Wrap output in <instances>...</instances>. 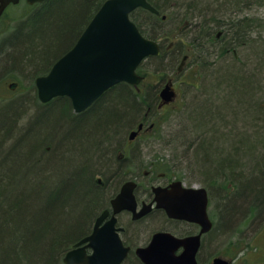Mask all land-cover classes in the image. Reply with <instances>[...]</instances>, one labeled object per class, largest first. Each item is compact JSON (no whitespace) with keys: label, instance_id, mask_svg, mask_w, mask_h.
Here are the masks:
<instances>
[{"label":"trees","instance_id":"16d2710c","mask_svg":"<svg viewBox=\"0 0 264 264\" xmlns=\"http://www.w3.org/2000/svg\"><path fill=\"white\" fill-rule=\"evenodd\" d=\"M105 1L27 3L29 14L9 34L14 40L8 43L9 55L3 61L32 69V99H36V79L75 45ZM149 1L161 13L162 2L165 7L176 3L191 21H202L194 31L195 44L202 41L198 38L204 27L214 25L225 28L220 57L230 54L228 49L244 53L231 70L212 75L208 84L213 88L196 98L187 121L179 123L176 131L196 133L185 142L190 151L187 156H193L202 178L224 181L225 189L227 181L234 183L237 193L228 190L224 222L239 216L245 220L262 217L264 35L260 31L264 16L247 10L264 7V0ZM131 17L147 38L155 39L157 31L163 32V18L148 10L138 9ZM201 56L197 63L206 60ZM157 59L164 60L163 56L151 58ZM4 68L0 62V70ZM130 88L118 85L81 113L72 112L68 97H57L35 107L32 120L24 126L20 120L28 114L24 107L33 105L32 99L27 95L21 103H9L11 111L0 119V264H64L66 253L90 234L95 213L106 197L96 183L97 174L101 172L106 179L117 174L121 165L114 159L115 148L142 114ZM252 90L254 97L249 95ZM198 172L194 169V174ZM74 206L83 208L78 218L73 215Z\"/></svg>","mask_w":264,"mask_h":264},{"label":"flooded vegetation","instance_id":"af4514ba","mask_svg":"<svg viewBox=\"0 0 264 264\" xmlns=\"http://www.w3.org/2000/svg\"><path fill=\"white\" fill-rule=\"evenodd\" d=\"M138 9L147 10L139 7L135 11H138ZM6 10L0 17V23L2 22ZM153 14L162 17L164 21L167 20L168 17L167 15H162L160 10L159 13ZM202 23V21L198 20L192 23L191 21L189 22L186 20L184 27L187 32H191L187 26L189 28L192 27V31H194L198 29ZM224 32V29H218V27L214 25H211L210 27L205 26L202 30V33L204 34L198 38L204 40L201 42L197 41L196 44L193 43V46L185 42L183 38H180L178 41H169L170 36H164L163 32L157 31V36L152 40L159 44L160 54L151 55L140 64L137 73L143 77L142 81L139 84L122 82L130 85L133 93L134 91L138 93L139 105H141L142 108L147 107L148 110L145 113L143 120L141 119L142 114L141 118L138 119V127L136 129H131L129 135L126 138H123L120 145L115 148L114 156L117 151V157H114V159L121 165L117 174H115L118 178L114 179L113 177H110L109 179H106V175L101 172L97 174L96 183L106 197L104 204L98 208L95 213V221L90 232H93L98 218L105 213L106 217L104 218L102 225L115 217L116 227L119 228V234L124 245L130 247L128 256L122 264L135 262L138 264H146L138 255L137 250L149 246L154 235L159 232L171 233L178 238L199 236L200 245L196 254L198 264H215L216 258L224 260V264L238 263L240 254L237 256L235 255L240 251V245L233 243L232 245L228 244L227 248L225 245L221 246L224 243L220 241L219 236L222 232H219V230L221 227L223 228L221 225V219H223V205L227 196L225 194L228 193V190L229 192H235L234 183L232 181H227V188L225 189L224 181H209L206 179L202 182H198L188 174V168L183 166L185 163L183 160L185 159V155L187 156L190 153L187 149L188 147H186L188 142H185V140L187 137H189L188 139H191L192 135L196 136V133L193 134L194 132H191V130L190 132L185 133L182 131H172L169 134L170 137L166 138V141H164L165 138L163 136H158L156 134L157 123L154 120L148 125L146 124V121L149 120L150 108L155 107L157 110H163L176 107L177 105L184 106V99L181 98L182 93L178 89V86L190 83L187 82V80L182 79L183 71L187 70L189 67L194 71L195 66L200 65L199 62L190 65L191 61L194 59L195 53L196 59L202 58V54L206 57L213 52H216V54L219 55V51H221L220 49L224 47L223 42H221L223 40L222 37ZM196 38L197 37H194L191 41L194 42ZM201 49L204 51L202 54L198 52L201 51ZM227 51L228 53H231V49H228ZM233 53L237 55L238 52L237 50H234ZM159 56H163V58L168 57L171 60L175 59L178 65H176V63H171V65L176 70L174 72H171L170 70L151 71L144 67L147 60ZM167 72H171V74H164L161 77V80L152 81L149 79L150 74H162ZM176 72L178 76L174 75ZM14 83L17 84V82L11 84ZM122 83L110 88L106 93L115 89ZM18 85L12 89L17 90ZM34 91L36 92V99L39 104L43 105L48 103L40 100L36 84ZM195 103L197 102H194V104ZM140 124H143L142 128H140ZM134 131L137 134L132 137L131 135ZM152 144V147H147ZM164 144H168L167 150L171 146V154H169L168 157L166 154L163 155V152L161 153V151L166 150ZM173 145L174 148L172 147ZM181 156H183V159ZM129 182L133 186L135 211L123 208L119 212H115L113 200L121 193L122 188ZM202 188H205L207 191L208 214L213 223L212 229L207 232H203V226L198 221L171 216L168 211V208L173 209L174 213L178 214L183 207L192 206L193 200H201L202 193L200 192L194 193L195 195H192L190 198H188L185 193L186 190L189 189L199 190ZM216 199H218V201H216ZM138 214L141 215L137 216ZM218 216H220L219 221L216 220V217ZM216 234H218L216 238L211 239ZM230 247H232V250H225ZM183 250L184 248L181 247L176 253L180 254ZM226 254H228V256H226ZM246 261H249V259H245L243 263L245 264ZM256 262H258V264H264V260L262 259H256Z\"/></svg>","mask_w":264,"mask_h":264},{"label":"water","instance_id":"95a60500","mask_svg":"<svg viewBox=\"0 0 264 264\" xmlns=\"http://www.w3.org/2000/svg\"><path fill=\"white\" fill-rule=\"evenodd\" d=\"M21 0H0V17L10 4ZM29 4L45 0H26ZM142 7L153 13L159 10L148 0H106L81 34L76 44L62 55L50 71L36 79L42 102L57 97H68L78 113L91 107L106 91L121 82L139 84L143 77L137 73L140 64L151 55H159V44L144 36L131 13ZM16 83L11 84L15 88ZM143 124H140V128ZM137 133L132 132V137ZM202 193V199L193 200L192 206L183 207L171 216L198 221L203 232L210 231L213 223L208 214V195L205 188L186 190L188 198ZM115 212L123 208L135 211L133 186L129 182L113 200ZM138 214L137 216H140ZM106 213L98 218L93 232L77 241L64 256V264H122L129 247L119 234L116 218L102 225ZM199 236L178 238L171 233H156L149 244L137 250L146 264H198L196 254ZM184 250L177 254V250ZM215 264H224L216 258Z\"/></svg>","mask_w":264,"mask_h":264},{"label":"rangeland","instance_id":"374dc122","mask_svg":"<svg viewBox=\"0 0 264 264\" xmlns=\"http://www.w3.org/2000/svg\"><path fill=\"white\" fill-rule=\"evenodd\" d=\"M162 5H164L162 15L168 16L167 20H165V22H162L160 24L162 25L160 26V28L163 30L164 36H170L169 41H178L180 38H183L185 42L194 46L193 44L194 42L191 40L195 37L194 36L195 30L192 31L193 28L192 27L189 28L187 26V28L190 29L191 31V32H187V30H185V27H184L186 19L189 20V22L192 20L191 17H189L190 15L184 12V10H181L180 6L176 3H172L170 6L165 7L166 2H162ZM249 9L247 10V12L251 14L264 16V7L259 8V9L256 7L250 10ZM28 10L29 9L27 7V2L25 0H22L19 4L10 5L5 12L2 22L0 23V52L3 51L5 54L2 57H0V62L5 67L4 69L0 70V119L3 116H6L7 113L11 111L12 106L9 103L11 102L21 103L24 100H26L27 95L30 97L29 99H32L31 98L32 95L29 93L31 90L30 85L33 84V81L35 80L33 79L34 77H32V69L30 68L28 69L24 67L19 68V66H15L18 63L17 64L13 63L10 60L3 61V59L7 55L6 53H8V48H7L8 43L14 40V39L13 40L10 39L13 35L12 34L9 35V34L14 29L18 28V24L22 18L23 19L27 18L29 14V13L27 14ZM140 16L142 17L141 14ZM192 22L193 21H191V23ZM3 38L4 40H2ZM62 48H63V44L57 49L58 52L61 51ZM251 52H253V49H251ZM238 53L237 55H235L233 54V52H231L226 57H222V56L220 57L219 55L216 54V52H213L212 54L207 55L205 57L206 60L203 59L202 61H200L199 66H195V68L199 67L201 70H203L199 72V74L198 73L195 74L193 70L184 71L182 79L187 80V82L190 83V84L185 83L184 85L178 86V89L182 93L181 98L184 99L183 101L185 103L184 106L177 105L176 107L166 108L163 110H157L155 107L150 108L149 120L146 121V124L148 125L152 120H154L157 123L156 124L157 125L156 134L158 136H163L165 138L164 141H166V138L170 137L169 134L172 131L177 130L176 127L179 123L181 124L184 123L185 122L184 119H186L187 121V116L190 112V109L193 107L194 102L197 100L196 98L199 96L203 98L202 93L211 87V85H209L208 83L210 79L213 78L214 74L216 76L218 74L225 73L226 70H231L234 64H236V60L239 59V57L242 54H244L243 52H241V49H239ZM163 59L164 60H161V59L147 60L145 62L144 67L147 70H151V71L170 70L171 72H174L176 69L171 65V63L173 64V61L169 59L168 57L163 58ZM197 61L198 59H196V53H195L194 59L191 61L190 65H192L193 63H197ZM171 72L162 73V74L153 73V74H150L149 79L152 81H158L159 79L161 80V77L164 74L170 75ZM174 75L178 76L177 72L176 74L174 73ZM204 75L207 77L202 80ZM13 82H17L19 84L17 90H13L12 88L9 87V85ZM134 94L136 95L137 99H139L138 93L134 91ZM32 102H33V105L31 106L29 104L28 106L27 104H25L26 107L24 108L27 109L26 111H28V114H26V116L20 120V125L24 126L25 124H28V122L32 120V116L35 113L34 108L37 106L38 107L41 106L35 98L32 99ZM24 108L21 111H23ZM72 110H73L72 112H74L73 107H72ZM147 110H148L147 107H143L142 108V118L141 116L139 118L143 120V117L145 113L147 112ZM186 110H187V113H186ZM106 112L109 115L111 114L110 110H106ZM94 123L95 121L92 120L91 121L92 127L94 126ZM138 123L139 121L137 120V121H134L133 124L128 126L127 130L124 133L123 138H126L129 135L131 129H136L138 127ZM152 146L153 144L147 147H152ZM164 147L166 148V150L161 151V153L163 152L162 154L163 155L166 154L168 157L169 154H171L170 153L171 146L168 150H167L168 144H164ZM172 147L174 148V145ZM114 157H117V151ZM181 158L183 159V156H181ZM184 158L186 161L183 166H186L188 168V174L192 178H195L194 180L198 182H202L206 180L205 178H202L201 174L198 172L199 169L197 168L198 166L196 165L194 161L195 159L193 158V156L191 155L190 159L188 158V156H185ZM193 161L195 165L192 164ZM194 169H196V171L198 172L197 174H194ZM113 178L117 179L118 177L113 176ZM236 193L237 192H233V194L235 195ZM227 194L228 193H226V195ZM216 201H218V199H216ZM225 203L226 201L224 202L223 207L226 205ZM33 209H34V206H32L31 210ZM35 210H37V208ZM82 210H83L82 207L76 208V206H74L73 215L76 218H78ZM243 218L245 217L239 216L238 218L233 219L232 222L231 221L224 222V217L223 219H221V225L223 226V228L221 227V229L219 230V232L222 231L219 236H220V241L224 243L221 246L225 245V247L227 248L228 244L229 245H232L233 243L239 244L240 251L235 255L237 256L238 254H240L237 264H244L243 261L245 259H249V261H246L245 264H258V262H256V259L264 260V214L262 217L257 218L256 220L248 218V217H246V220ZM216 220L219 221L220 216L216 217ZM217 235L218 234L213 236L211 239L216 238ZM231 248L232 247H230L229 249H225V250L230 251L232 250ZM226 256H228V254H226ZM130 264H134V263H130Z\"/></svg>","mask_w":264,"mask_h":264},{"label":"bare ground","instance_id":"6f19581e","mask_svg":"<svg viewBox=\"0 0 264 264\" xmlns=\"http://www.w3.org/2000/svg\"><path fill=\"white\" fill-rule=\"evenodd\" d=\"M224 29H225V28H224ZM260 33H261L262 35H264V28H261ZM187 70L192 71V68L189 67ZM184 71H186V70H184ZM184 71H183V73H182V76H183V74H184ZM201 71H203V70H201L199 67L195 68V70H194L195 74H197V73L199 74V72H201ZM206 77H207V76L204 75L203 78H202V80L205 79ZM207 79H208V78H207ZM206 81H207V80H206ZM195 86H196V85H195ZM255 87H256V86H255ZM211 88H213V86H211ZM256 88H257V87H256ZM253 89H254V87H253ZM249 95H250V97H251V96L254 97V96L256 95V93H255L254 90H252V94L249 93ZM126 247H128V246H126ZM129 248H130V247H129Z\"/></svg>","mask_w":264,"mask_h":264}]
</instances>
